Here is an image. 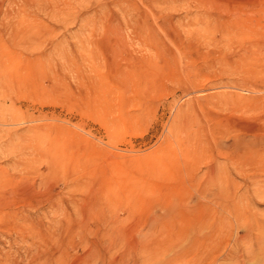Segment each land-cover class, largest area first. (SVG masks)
Segmentation results:
<instances>
[{"label": "rangeland", "instance_id": "1", "mask_svg": "<svg viewBox=\"0 0 264 264\" xmlns=\"http://www.w3.org/2000/svg\"><path fill=\"white\" fill-rule=\"evenodd\" d=\"M0 264H264V0H0Z\"/></svg>", "mask_w": 264, "mask_h": 264}]
</instances>
